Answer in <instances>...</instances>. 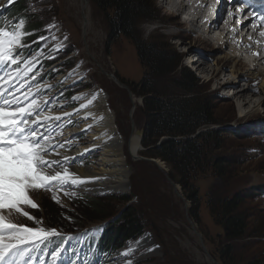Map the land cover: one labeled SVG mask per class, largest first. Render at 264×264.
<instances>
[{"label": "rangeland", "instance_id": "374dc122", "mask_svg": "<svg viewBox=\"0 0 264 264\" xmlns=\"http://www.w3.org/2000/svg\"><path fill=\"white\" fill-rule=\"evenodd\" d=\"M61 1L29 0L27 14L32 17L30 19L41 24L58 22L62 33L68 34L71 39V52L61 59V62L84 58L85 67L89 71L85 87L105 90L116 137L119 141L123 140L121 143L125 142L123 146L126 150L129 179L123 192L100 194V191H94L92 193L96 196L92 197H112L105 205H113L119 209L131 205L145 213L144 222L147 229L144 237L150 234L148 238L152 239L151 245L143 243L142 248L139 247L134 255L141 256V253L145 254L147 249L155 245L159 247L151 252L147 251L148 253L134 264H215L207 256L196 231L203 237L208 253L221 264V248L227 240L224 230L209 212V190L221 196H230L237 192H243L246 196L243 206L249 212L251 227L240 240L242 246H238L233 254L224 255L226 261L229 264H238L260 252L264 253V196L261 192L264 189V140L248 135L252 121L262 116L264 106L251 119L247 118L248 120H243L238 109L232 106L237 103L234 98L235 91L243 86L247 87L246 83L249 82L248 65H243L240 71L234 74L231 71V63L225 61L226 55H233L230 47L219 49L218 44L195 45L196 33L186 30L184 17L179 16L175 20L179 23L177 26L171 24L168 18L170 12L158 7L155 0H150L151 4L147 3L149 14L140 15L139 18L149 17L132 25L129 36L115 30L120 17L115 8H101L94 0H86L92 3V17L100 28L99 31L91 32L85 30L88 16L84 10L69 13L65 10L64 0ZM20 4L22 5V2ZM144 24L156 25L147 39L144 38ZM177 31L183 36L188 35L183 37V40L180 39L182 37L171 35V32ZM139 42L164 48L174 56L175 63L178 62L179 66L171 73L167 71L157 74L140 59L136 48V43ZM217 55L222 59L218 76L211 79L208 78L210 75H202L197 67L202 61L210 68L215 67L214 57ZM184 68L194 72L200 80L199 84L192 88L193 92L186 90V81L182 78ZM226 80L235 81V87L231 91L228 86L218 87L219 82ZM257 82L259 84V79H253L250 86L253 87ZM147 90L151 92L148 93ZM135 99L140 100V103L132 111ZM154 100L160 101L165 107L184 104L190 108L198 103L208 102L214 109V124L203 126L186 137L202 145L198 165H191L187 173L181 174L173 164L151 155L166 136L156 143L153 139L143 144L145 124L141 121L139 108H150V102ZM70 120L75 119L72 117L66 122ZM76 125L78 129L81 127L77 120ZM208 129L219 133L217 138H198L199 132ZM136 130L142 133V137L141 150L135 157L128 154V145ZM79 131L81 133L87 130L80 128ZM90 134L88 137H77L73 144L83 146L89 140ZM97 151V157L90 159V164L83 167H90L96 172L105 169L101 165L105 156L100 149ZM219 158L226 162L222 165L217 162ZM220 165L224 168L223 173L218 171ZM125 196L129 197V201L122 200ZM118 197H121L120 201ZM45 199L47 198L40 199L42 216L45 210H50V198L46 200V205ZM194 206H197V219L192 216ZM52 208L56 210L59 206ZM75 221L80 226L88 224L83 215ZM45 224L53 225L49 222Z\"/></svg>", "mask_w": 264, "mask_h": 264}, {"label": "snow or ice", "instance_id": "6c2138e0", "mask_svg": "<svg viewBox=\"0 0 264 264\" xmlns=\"http://www.w3.org/2000/svg\"><path fill=\"white\" fill-rule=\"evenodd\" d=\"M7 2L11 4L15 0ZM228 3L248 4V11L252 12L253 26L264 25V0H223L222 8ZM237 11L245 13L244 8ZM25 26L26 21L23 18L11 24L0 22V264H78L81 259L82 264H100L94 255L85 253L82 258L75 248L66 247L75 239L73 236L49 247L54 239L62 238L63 233L55 227H45L42 218L37 219L25 210L28 208L42 211L33 199L41 191L51 193L54 202L66 207L61 194L70 200L82 198L78 197V192L89 191V184L107 178L81 177L75 169L84 154H80L79 160L77 157L62 154L60 150L71 142L60 143L55 139L63 135L58 130L64 126L62 115L71 117L81 109H88L98 100L100 93L93 94L74 113L54 116L45 114L50 112L52 102L47 95L41 96L40 93L42 88L50 90L52 86L32 84L40 72L26 79L36 64L40 63L39 57L43 54V49L33 53L31 45L22 42L27 36L34 34L33 31H25ZM47 27L51 29L55 25L50 24ZM260 35L264 36V29H261ZM39 39L47 41L48 37L41 36ZM52 39L56 37L52 36ZM62 47V44H57L53 51ZM25 49L30 50L29 57L24 56ZM26 87L25 92L20 91ZM251 90L259 92L258 82ZM81 99L82 95L72 97L73 101ZM94 115L90 111L87 113V116ZM100 119L103 120L104 117ZM21 217L35 226H27L23 221L15 222ZM102 227L93 231L100 232ZM147 236L150 237V234ZM144 239L145 237H141L135 243L126 242L127 250L115 253L112 259L124 264H134L138 261L134 253L142 246ZM156 247L159 246L147 251L151 252ZM45 257H50V260L46 261Z\"/></svg>", "mask_w": 264, "mask_h": 264}, {"label": "trees", "instance_id": "16d2710c", "mask_svg": "<svg viewBox=\"0 0 264 264\" xmlns=\"http://www.w3.org/2000/svg\"><path fill=\"white\" fill-rule=\"evenodd\" d=\"M28 1H23V6L19 4L17 7H21V9H16L13 13L27 12ZM94 1L99 3L101 8L107 6L118 11L120 17L115 25V30L126 36L130 35L129 30L132 29V25L134 26L136 22L149 17L139 18L140 15L149 14L147 3L150 0ZM27 17L28 22H30L28 25L29 29L36 30L42 27L41 23L34 22L33 19L29 20V16ZM136 46L142 62H146L157 74L167 71L171 73L179 66L178 62L175 63L174 56L165 51L164 48L153 47L151 44L143 42L136 43ZM182 75L183 81H186V90L193 92L192 88L199 84V78L188 68L183 69ZM147 92L150 93L151 90H147ZM188 106L172 104L165 107L160 101L154 100L150 102V108H139V112L142 115L141 121L145 124L143 128V137H145L143 138V144H147L149 140L152 141L153 139L156 143L161 137L166 136L167 138L159 142V145L156 146L155 151L151 155L161 157L171 165L173 164L181 174L187 173L191 165H198L202 152V145L196 143V140L191 141L186 139V137L203 126L212 125L215 122L213 119L214 109L208 102L198 103L193 108ZM218 135L219 133L217 134L215 130L208 129L205 132H200L198 138L204 140L209 136L217 138ZM178 137H182V139ZM217 162L223 165L226 160L219 158ZM222 165H220L218 170L219 173L224 172ZM181 180L183 181L184 179L181 178ZM208 194H210L208 202L209 212L214 221L224 230L225 239L227 240V243L221 248V264H229L224 255L233 254L238 246H242L240 240L243 239L247 230L251 227L249 212L243 206L246 196L243 192H237L230 196L225 194L221 196V194H215L211 190H209ZM120 198L118 197L119 201ZM110 199L112 197H87L83 200H76L72 204V211L69 212L62 208L53 209L52 206H56V204L50 201V210L46 207L45 216L51 224H57L67 229L78 225L72 220L78 219L81 214L89 222L109 221L105 238L108 246H119L124 244L126 239H135L141 236L147 229L144 222L145 213L142 210L131 207V205L125 209H119L113 205H105L109 203L108 200ZM46 200L45 205L47 203ZM122 200L129 201V197H122ZM192 209V216L197 219V206ZM65 212H68L70 219H68ZM238 264H264V253L260 252L249 259L240 261Z\"/></svg>", "mask_w": 264, "mask_h": 264}, {"label": "bare ground", "instance_id": "6f19581e", "mask_svg": "<svg viewBox=\"0 0 264 264\" xmlns=\"http://www.w3.org/2000/svg\"><path fill=\"white\" fill-rule=\"evenodd\" d=\"M64 2L66 6L65 10L69 13H77L78 11L84 10L85 14L88 16V23L85 26L86 31H99L100 28H98L95 23V20H93L92 17L94 9H92L93 6L91 5L92 3L90 1L64 0ZM195 2L196 0H179V4L176 6V11L171 12L169 14L168 18L171 21V24L173 23L177 26L179 23L175 20L179 18V16L184 17L183 22L187 26L186 30H188L190 33H196V37L194 40L195 45L218 44L219 49L226 48V46L229 45L231 46V40L233 38H231V35H229L228 33V31H231V26H228L229 24H226L224 26L222 23H220L221 18L219 17L212 18L210 15V8L208 7L207 3L204 6L195 7L193 6ZM204 19H207V21L209 22L205 23V27L202 30H196V25H199V22L202 23ZM171 35L182 37L180 39L183 40V37L188 34H185V36H183L181 32L177 31L171 32ZM214 59L216 61L215 67L210 68L204 61H202L197 67V69L201 71L202 75H210V77L208 78L211 79H213L215 76H218L220 70V63L222 60L221 56L219 55L214 57ZM225 61L226 63H231V71L234 74L238 73L241 67H243V65H248L249 69L247 70V75L249 82L246 83L247 87L243 86L242 88H239L235 91L234 98L236 99L237 103L236 106H232L233 108L238 109L240 117L244 118L243 120H248L247 118L251 119L252 116H255L259 109L264 106V62L253 58L242 60L238 57H234L233 55H226ZM253 79H259V92L251 90L253 87H251L250 84ZM225 86H228L229 91H231L235 87V81L226 80L221 81L218 84V87ZM100 95L101 98L97 101V103L94 102V104L89 107L86 111L81 109L78 115L73 114L71 117L62 115L63 113H73V111L69 110H63L59 113V115H62V122H66L67 120L73 117L75 120H77V122L81 124V129H85L87 131H91L92 129V134H90L87 143L82 146L81 151L85 148L87 150L96 148L100 149L103 152V155L105 156L103 157L104 161L101 164L102 167L105 169L102 171L96 172L90 169V167L76 166L75 170L78 172L79 175H81V177H107L106 179H100L95 183L90 184V186L93 188L91 191H100L103 193L112 191L123 192L125 191V186L128 184L129 179L128 162H126V150L123 146L125 142L121 143V141L123 140L120 139L119 141L116 137V128L113 124V117L107 111V109L109 108L107 95L103 92H100ZM133 101V108H137V105L140 103V100L135 99ZM89 111L94 113L95 115L87 116V113ZM241 113L243 114L241 115ZM100 117H104V119L101 120ZM252 122H254V120ZM89 125H91V129L89 128ZM113 133L114 138H110L109 135ZM140 150V133L136 130L129 141L128 154L130 156L136 157L139 155ZM76 153L81 152L80 150L79 152H71L69 156H75ZM143 243L150 244V238L145 237ZM145 252L146 253L143 256L148 253L147 251ZM135 256L138 258V260L142 257L136 254Z\"/></svg>", "mask_w": 264, "mask_h": 264}, {"label": "clouds", "instance_id": "9594fccd", "mask_svg": "<svg viewBox=\"0 0 264 264\" xmlns=\"http://www.w3.org/2000/svg\"><path fill=\"white\" fill-rule=\"evenodd\" d=\"M158 7H162L166 12H175L176 6L179 4V0H155ZM155 24H144V38L147 39L151 32L155 29Z\"/></svg>", "mask_w": 264, "mask_h": 264}, {"label": "water", "instance_id": "95a60500", "mask_svg": "<svg viewBox=\"0 0 264 264\" xmlns=\"http://www.w3.org/2000/svg\"><path fill=\"white\" fill-rule=\"evenodd\" d=\"M134 109H135V108H133L132 111H133ZM196 233L198 234V236H199V238H200V240H201V242H202L203 248H204L205 252L207 253V256L209 257V259H211L215 264H219V262H218L214 257H212V256L208 253V251H207V249H206V247H205L204 241H203V237H202L197 231H196Z\"/></svg>", "mask_w": 264, "mask_h": 264}]
</instances>
